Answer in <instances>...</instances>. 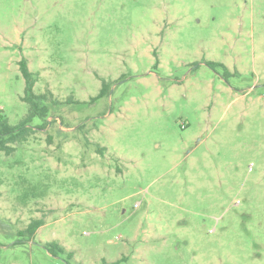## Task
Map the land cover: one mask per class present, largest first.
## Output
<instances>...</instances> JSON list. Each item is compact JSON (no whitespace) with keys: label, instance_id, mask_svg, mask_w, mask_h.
I'll return each mask as SVG.
<instances>
[{"label":"rangeland","instance_id":"1","mask_svg":"<svg viewBox=\"0 0 264 264\" xmlns=\"http://www.w3.org/2000/svg\"><path fill=\"white\" fill-rule=\"evenodd\" d=\"M22 59L61 104L0 152V264H264V0H0L12 126Z\"/></svg>","mask_w":264,"mask_h":264},{"label":"trees","instance_id":"2","mask_svg":"<svg viewBox=\"0 0 264 264\" xmlns=\"http://www.w3.org/2000/svg\"><path fill=\"white\" fill-rule=\"evenodd\" d=\"M19 70L22 73L23 79L25 81L24 95L22 97V101L27 105V112L23 119L15 126L9 125L7 120L0 115V152L9 154L14 148L11 145L21 144L28 140V138L34 133L35 129H44L48 125V104L51 105H59L61 102L56 100L53 94L50 91H46L44 93L35 94L33 92L36 77L32 72L29 71L27 62L25 59H22L18 63ZM207 66L212 70L216 68H221L224 71V74L228 73V69L216 63H207ZM108 90V83L102 81V86L100 92L96 98L103 97ZM66 103H72V100H67ZM35 119H39L41 124L36 126H32V122ZM96 151L98 154H102L105 151V148L96 144ZM43 225L42 220H33L23 231L19 232L20 235L28 234L29 236H33L37 229ZM59 250H62L61 248ZM63 251V250H62Z\"/></svg>","mask_w":264,"mask_h":264}]
</instances>
